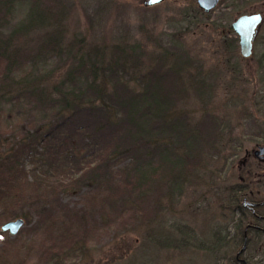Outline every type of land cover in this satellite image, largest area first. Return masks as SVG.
<instances>
[{"label":"trees","instance_id":"1","mask_svg":"<svg viewBox=\"0 0 264 264\" xmlns=\"http://www.w3.org/2000/svg\"><path fill=\"white\" fill-rule=\"evenodd\" d=\"M17 1L0 0V111L26 99L44 121L0 131V203L8 219L19 207L16 216L36 218V230L45 226L46 242H36L42 256L21 264H61L72 247L92 242L89 232L110 237L150 221V200L181 194L191 170L222 150L232 127L209 110L193 115L196 100L207 105L211 81L180 43L157 45L149 62L137 42L97 44L75 52L64 74L35 70L48 54L62 57L67 10L60 0H30L27 19L7 33ZM47 28L34 49L25 48L29 35ZM27 163L34 181L43 177L28 191L21 183ZM69 191L81 200L63 203Z\"/></svg>","mask_w":264,"mask_h":264},{"label":"rangeland","instance_id":"2","mask_svg":"<svg viewBox=\"0 0 264 264\" xmlns=\"http://www.w3.org/2000/svg\"><path fill=\"white\" fill-rule=\"evenodd\" d=\"M60 1L67 10L61 24L65 30L62 57L48 54L35 70L64 74L75 52L97 44L137 42L140 49L145 48L149 62L158 46L180 43L199 63L202 76L211 81L207 105L196 100L191 106L193 115L209 110L232 127L225 133L228 141L222 150L213 158L206 153L205 166L191 170L181 194L150 200L149 213L154 212L150 221L148 216L144 224L113 237L95 238L89 232L87 241L92 242L84 250L72 247L61 264H234L236 258L237 264H264V231L259 238L247 236L242 251L243 229L250 224L264 228V221H255L247 206L241 212L245 201H257L262 205L256 212L264 213V152L255 154L259 145L264 146V0H244L239 6H233L235 0H219L210 10L197 0H163L154 6H146L144 0ZM30 3L16 2L5 32L27 19ZM256 12L262 13L263 21L252 54L243 57L231 24L242 14ZM50 29L29 35L25 48L34 49ZM3 107L0 131L19 133L27 129V121H44L33 101L24 99ZM31 168L27 163L29 175L21 182L26 191L43 181V177L36 181L30 177ZM78 193L62 195L63 203L79 202ZM4 208L0 203V264H21L28 259L31 263L41 257L43 245L39 249L36 242H46L45 226L36 230V218L16 216L22 210L19 207L14 209L15 217L8 219ZM19 217L25 222L17 234L2 231L4 223Z\"/></svg>","mask_w":264,"mask_h":264},{"label":"water","instance_id":"3","mask_svg":"<svg viewBox=\"0 0 264 264\" xmlns=\"http://www.w3.org/2000/svg\"><path fill=\"white\" fill-rule=\"evenodd\" d=\"M163 0H144L146 6H154L161 3ZM198 4L203 7L205 10H210L215 7L219 0H197ZM263 21V15L260 12L252 14H242L231 24L233 30L239 37L240 52L243 57H249L253 51V42L258 31L260 24ZM264 152V146L259 145V149L256 150L255 154L260 155ZM248 202H244V205H247ZM24 219L19 217L14 220H10L4 223L1 228L2 231H9L12 235L18 233L20 228L24 225ZM247 246V235L245 236L244 246L242 251L246 249Z\"/></svg>","mask_w":264,"mask_h":264},{"label":"flooded vegetation","instance_id":"4","mask_svg":"<svg viewBox=\"0 0 264 264\" xmlns=\"http://www.w3.org/2000/svg\"><path fill=\"white\" fill-rule=\"evenodd\" d=\"M260 203H258L257 201H252V203L248 202V205H243V206L244 207L247 206L246 208H249V211L251 213H253L260 221L261 220L264 221V215H259L258 213H256V207H258V205H262ZM252 209H254V210H252ZM252 230L264 231V228L259 226L258 224H250L249 227L246 226L245 236L249 235V233L252 232Z\"/></svg>","mask_w":264,"mask_h":264},{"label":"snow or ice","instance_id":"5","mask_svg":"<svg viewBox=\"0 0 264 264\" xmlns=\"http://www.w3.org/2000/svg\"><path fill=\"white\" fill-rule=\"evenodd\" d=\"M153 2H156V0H153Z\"/></svg>","mask_w":264,"mask_h":264}]
</instances>
